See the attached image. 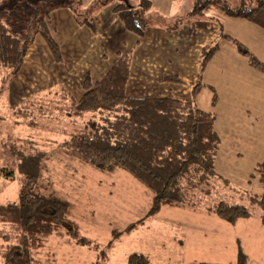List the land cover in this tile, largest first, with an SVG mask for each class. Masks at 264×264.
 I'll return each mask as SVG.
<instances>
[{
	"label": "rangeland",
	"instance_id": "1",
	"mask_svg": "<svg viewBox=\"0 0 264 264\" xmlns=\"http://www.w3.org/2000/svg\"><path fill=\"white\" fill-rule=\"evenodd\" d=\"M58 1L0 0V19L13 31L28 27L32 30L30 27L35 25L32 26L31 19L52 5L58 4ZM80 1L82 9L81 12L79 9L80 17L88 18L94 15V19L100 9L113 7L118 0ZM153 1L152 12L160 13L167 25L180 23L183 18L187 19L193 13L191 10L196 2V0ZM228 1L233 4L237 0ZM73 4L75 8L78 7L74 0ZM216 8L209 9L201 16L218 12ZM151 17L155 16L151 14ZM47 23L58 38H61L62 33H65V36L70 34L67 28L62 30L66 23L64 18L55 20L56 33L49 22V17ZM192 26V22L189 25L183 23L181 26V35L186 39H189L188 36L193 31ZM40 37L42 36L36 33L33 38L35 41L32 51L36 53V57L32 55L31 59L27 58L25 62L23 57L17 72L13 73L10 69L0 67V204L18 199L22 178L17 165L21 152L25 154L40 152L43 157L40 164L43 189L68 200L71 205L70 219L77 224L82 234L97 242L99 247L94 249L91 246L80 245L65 232H54L47 236L44 244L37 249L36 260L41 264H94L95 261H99L98 264H126L127 256L137 251L148 255V264H189L203 261L231 263L235 261L240 245L247 255L249 264H264V224L260 220L261 209L257 205H251L245 194L257 191L255 182L247 179V176L250 178V173L247 172L255 161L254 155L258 153L245 148L243 146L245 143L240 144L238 141L246 137L239 135L232 136L231 142L224 141L225 144L231 143L232 147L225 154L222 150L219 158L221 168L229 176L225 178L227 175H221L228 181L226 187L217 182L208 195L199 194V191L192 193L191 196L189 194L190 201L193 200L195 205L193 202L184 206L163 205L143 224L129 232H123L111 246L107 245L114 229L121 230L130 222L144 216L149 209L152 193L125 170L116 168L112 172L101 171L70 155L62 145L72 131L83 126L89 119V114L72 115L71 100L76 97L74 91L72 92L74 94H71L56 81L51 87H44L50 81L46 85L42 84L44 71L47 73L49 71L47 68L49 47L45 41L48 48H42V43L38 41ZM193 50L194 48L185 49L186 52ZM186 52V61L194 65V60L190 59ZM241 54L247 58L245 54ZM53 60L59 62L54 58ZM239 63L236 65L239 78L244 76L257 80L258 76L244 74V68L240 67ZM49 80L53 81L50 78ZM33 82L38 89L43 87V90H33ZM234 84L232 81L231 86ZM249 85L251 83L247 82L245 88ZM70 88L73 90L71 85ZM209 91L208 88L203 91L204 95L200 97L201 104L207 105L209 98L214 96L215 91H212V94ZM219 91L221 92L220 89ZM205 93H208L206 98ZM219 99L220 95L217 96L215 93V102ZM215 102L210 99L211 106H214ZM221 110L227 119L230 115L229 110L225 106L220 107V112ZM262 116L254 120L255 124H258L255 127L257 134L260 129H264ZM94 117L99 119V115ZM220 127L230 129L225 122ZM251 131L255 132L253 128ZM254 142L257 146L256 137ZM241 146L242 153L235 154V149ZM226 147H223L225 151ZM5 172L10 174L4 175ZM219 199L244 204L250 209L251 215L230 223L204 209ZM2 226L0 224V228ZM3 243L0 239V247Z\"/></svg>",
	"mask_w": 264,
	"mask_h": 264
},
{
	"label": "trees",
	"instance_id": "2",
	"mask_svg": "<svg viewBox=\"0 0 264 264\" xmlns=\"http://www.w3.org/2000/svg\"><path fill=\"white\" fill-rule=\"evenodd\" d=\"M74 1L78 5L76 8L73 0H59L58 4L34 16L31 19L32 26L35 25L30 27L32 30L28 27L13 31L0 19V67L17 72L36 33L44 38L53 58L60 61V47L47 23L49 13L57 7L69 8L76 22L94 26L93 16L81 18V1ZM237 1L230 4L228 0H196L192 12L203 14L217 7L218 13L222 15L240 16L264 28V0ZM150 6L151 0H118L112 10L128 30L141 37L148 25L145 11ZM220 36L228 37L223 33ZM233 42L238 51L247 56L251 66L264 70L262 61L235 39ZM217 48L215 41L202 48L199 75ZM130 61L131 52L127 51L119 54L110 68L95 81L90 79L88 73L84 74L80 83L83 93L78 99L71 100V109L72 115L87 113L89 119L62 142L70 155L101 171L112 172L121 168L152 193L149 209L144 216L121 230L114 229L108 246L123 232L143 224L163 205H189L192 202L195 205L193 200L190 201L192 193L199 191V194L208 195L217 182L223 187L228 185V181L216 172L214 165L220 144L214 129L215 114L199 108L194 101L199 80L193 86L189 98L128 96L125 87ZM162 79L176 78L169 76ZM212 101L215 102V93ZM95 115H99L98 120L94 119ZM42 158L40 152H21L19 156L17 168L22 179L18 199L0 204V224L3 225L0 239L4 242L0 247V264H41L36 260L35 253L46 237L54 232H65L80 245L94 249L99 247L97 242L82 234L77 224L70 219L71 205L68 200L43 189ZM255 171L263 190L261 193L245 194L251 205L261 209L260 220L264 224V157L256 164ZM204 209L230 223L251 215L247 206L227 199H219ZM148 263V255L137 251L130 253L126 260V264ZM189 264L249 263L246 253L238 245L234 262L203 261Z\"/></svg>",
	"mask_w": 264,
	"mask_h": 264
},
{
	"label": "crops",
	"instance_id": "3",
	"mask_svg": "<svg viewBox=\"0 0 264 264\" xmlns=\"http://www.w3.org/2000/svg\"><path fill=\"white\" fill-rule=\"evenodd\" d=\"M153 2L151 0L150 8L145 11L148 25L141 37L124 26L111 6L98 11L93 19L94 26L76 22L73 13L67 8L53 9L49 13V22L53 25L54 33H56L55 20L64 18L66 23L62 30L67 28L70 34L65 36V33H62L61 38H58L50 30L60 47L62 60L59 62L53 60L45 40L42 37L38 40L42 43V48H48L49 54V67L47 66L49 71L48 73L44 71L42 84L46 85L50 81L44 87H51L52 83L56 81L71 94L75 93V99H78L83 93L80 83L85 73H88L90 79L95 81L110 68L119 54L127 51L131 52L129 77L125 87L128 96L189 98L192 95L193 86L199 80L200 85L197 86L194 101L199 108L215 113L214 129L220 138L214 163L216 172L222 176L227 175L226 171L221 168L219 158L222 150L225 154L232 146L231 143L225 144L224 141L231 142L230 138L234 135L245 136L246 139L238 142L245 143L243 145L245 148L258 153V155H254L255 161L248 169L247 173H250V178L247 176V179L249 181L252 179L257 186L256 193H261L263 188L258 180L255 166L264 157V129H260L257 134L255 127L258 124H255L254 120L264 116V70L257 71V68L251 66L247 58L238 51L233 40L241 43L264 63V28L243 17L222 15L215 11L204 17L201 14L195 16L194 13H191L187 19L180 20V23L167 25L163 22L164 19L160 13L152 12ZM151 14L155 17H151ZM191 22L193 31L190 32L189 39H186L181 35V26L183 23L189 25ZM221 33L228 37H221ZM34 41L26 52L23 62L27 58L31 59L32 55H36L32 51ZM213 41L217 42L218 48L199 75V59L202 48ZM187 48H194V50L186 52ZM185 52L188 53L190 59L194 60V65L190 64L188 60L186 61ZM239 60L244 65L240 64ZM238 63L240 67L244 68V74L258 76L257 80H251L244 76L239 78L237 76L238 66H236ZM169 76L176 79H162ZM49 78L53 81L51 82ZM232 81L235 84L231 86ZM247 82L251 85L245 88ZM32 88L37 91L38 87L35 86V82H33ZM205 88H208L211 94L212 91H215L217 96L220 95L218 100L220 102L216 101L215 105L211 106L212 96L209 98L208 106L201 104L200 97L204 95ZM38 90L42 91L43 87ZM73 91L74 93H72ZM207 95L208 93H205V98ZM222 106H225L230 112L227 119L224 118L223 111L220 112ZM213 107H216L215 109L218 111ZM221 122L222 124L225 122V125L230 129L220 127ZM259 126L262 127V125ZM251 128L255 132L251 131ZM255 137L257 146L254 145ZM225 146H227L226 151L223 148ZM243 146L239 149L236 148L234 153H242ZM228 177V175L225 176V178Z\"/></svg>",
	"mask_w": 264,
	"mask_h": 264
}]
</instances>
